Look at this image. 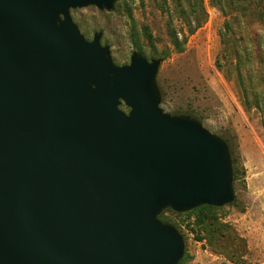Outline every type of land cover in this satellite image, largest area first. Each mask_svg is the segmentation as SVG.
<instances>
[{
    "label": "water",
    "instance_id": "95a60500",
    "mask_svg": "<svg viewBox=\"0 0 264 264\" xmlns=\"http://www.w3.org/2000/svg\"><path fill=\"white\" fill-rule=\"evenodd\" d=\"M116 3L0 0V264H178L160 214L235 200L227 141L160 106L162 59L117 64L71 15Z\"/></svg>",
    "mask_w": 264,
    "mask_h": 264
},
{
    "label": "rangeland",
    "instance_id": "374dc122",
    "mask_svg": "<svg viewBox=\"0 0 264 264\" xmlns=\"http://www.w3.org/2000/svg\"><path fill=\"white\" fill-rule=\"evenodd\" d=\"M71 15L87 38L102 31L117 64L128 63L137 44L161 58L163 110L194 115L236 158L235 200L216 217L199 226L194 214L163 212L185 237L187 264H264V0H117L111 11L89 5ZM170 24L187 36L180 51ZM238 57L251 68L242 83Z\"/></svg>",
    "mask_w": 264,
    "mask_h": 264
},
{
    "label": "trees",
    "instance_id": "16d2710c",
    "mask_svg": "<svg viewBox=\"0 0 264 264\" xmlns=\"http://www.w3.org/2000/svg\"><path fill=\"white\" fill-rule=\"evenodd\" d=\"M129 11V15L132 16V11L130 8H128ZM201 25L200 21H196V24L191 25L190 27V33L194 32L196 30V28L198 26ZM227 28H229V24L226 23ZM169 35L171 37V44L173 45V48L176 50H182L184 48V44L186 42L187 36H183L180 37L179 35V31L172 25H169V29H168ZM148 35L150 36V33H148ZM134 41L136 42V38H134ZM138 51H140L143 55L144 52L142 50V48L137 44ZM169 51V50H168ZM169 53V52H167ZM250 71L251 68L246 64V62L242 61V59L240 57H238L237 60V77H238V81L240 83L243 82L244 78L247 76L248 78H250ZM233 161L236 162V158L233 157ZM222 207H217V206H212V205H202L200 207L195 208L194 210L186 213L185 215L188 217H191L193 214L195 215L196 219H197V224L199 226H202L206 223L207 219L212 218V217H216L217 216V211L219 209H221ZM162 220L169 222L167 218L165 217V214L162 213L159 216ZM178 264H187V260H186V254L184 255V257L179 261Z\"/></svg>",
    "mask_w": 264,
    "mask_h": 264
}]
</instances>
